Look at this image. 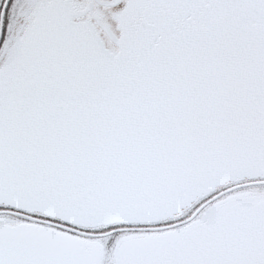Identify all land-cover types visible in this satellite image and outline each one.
Here are the masks:
<instances>
[{"label": "snow or ice", "instance_id": "snow-or-ice-1", "mask_svg": "<svg viewBox=\"0 0 264 264\" xmlns=\"http://www.w3.org/2000/svg\"><path fill=\"white\" fill-rule=\"evenodd\" d=\"M0 264H264V0H0Z\"/></svg>", "mask_w": 264, "mask_h": 264}]
</instances>
